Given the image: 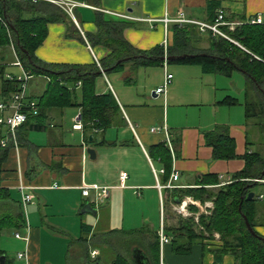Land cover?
Instances as JSON below:
<instances>
[{
	"label": "crops",
	"instance_id": "0c3cea01",
	"mask_svg": "<svg viewBox=\"0 0 264 264\" xmlns=\"http://www.w3.org/2000/svg\"><path fill=\"white\" fill-rule=\"evenodd\" d=\"M72 1L78 6L72 16L67 15L73 23L71 32L80 38L67 37L65 24H47V35L34 53L41 62L92 66L97 60L100 64L110 52L92 46L86 38L97 33L98 13L105 20L131 25L123 37L135 49L149 52L162 47L164 56L156 64L128 62L121 72L102 70L94 83L95 93L110 92L119 108L105 130H74L81 109L54 108L46 111L44 130L22 126L16 132L20 138L16 135V145L8 138L5 147L0 145V151L6 152L0 158V190L15 216L20 212L21 221L19 228L1 233L4 264H113L119 257L135 264L133 255L138 253L153 264L148 241L158 237L160 227L170 243L160 249L158 241V264H240L234 255L237 249L225 247L217 238L174 242L172 233L190 214L189 206L198 212L202 202L191 197L179 200L173 191L200 187L212 191L233 183L245 169L246 156L264 158V128L245 117L246 78L241 71L228 76L205 74L198 66L169 64L166 48L172 44L174 24L165 25L164 19L183 15L209 24L207 4L213 1L235 28L258 17L264 23V0H99L98 5L91 0ZM196 47L206 50L209 43L204 40ZM0 67L3 79L10 76L19 87L18 78L29 74L13 46L0 49ZM165 74L172 75L171 83L164 95H157ZM30 76L25 93L38 103L50 79ZM78 83L73 89L79 104ZM6 134L0 127V141ZM224 145L223 154L231 157L214 159L213 148ZM88 150L94 151L93 157ZM174 174L178 175L175 188H167ZM205 179L211 183L201 186ZM255 182L252 193L258 200L253 205L252 230L264 240V180ZM84 188L87 196L82 195ZM102 189L107 197L99 198ZM24 195L32 197L31 203H23ZM182 204L184 213L177 211ZM177 246L185 247L178 252Z\"/></svg>",
	"mask_w": 264,
	"mask_h": 264
},
{
	"label": "trees",
	"instance_id": "16d2710c",
	"mask_svg": "<svg viewBox=\"0 0 264 264\" xmlns=\"http://www.w3.org/2000/svg\"><path fill=\"white\" fill-rule=\"evenodd\" d=\"M98 5L99 0H91ZM219 10V4L209 2L207 12L210 15L209 24L214 23ZM0 49L13 46L24 70L30 75H42L50 79L45 94L37 103L38 114L29 115L27 122L32 131L45 129L47 119L46 111L50 109H64L79 107L82 114L83 129L92 128L105 130L118 113V105L113 95L109 92L97 96L94 83L101 71L97 65L69 66L52 65L43 63L35 57V50L43 43L47 35V24L62 23L67 26V37L79 39L77 32H71L73 23L69 16L59 7L46 3L16 0H0ZM95 24L97 33L86 35L92 46H102L110 54L100 61L103 71L121 72L126 63L141 64L151 62L160 63L164 56L162 47H155L149 52H142L132 47L123 37L125 29L131 25L122 22L105 20L101 14H96ZM221 31L231 40L237 42L242 48L230 41L213 36L210 32L201 33L196 25H172V44L166 48L168 57L174 58L169 64L198 66L205 74L216 72L230 75L233 71H241L246 78L247 100L245 103L246 119L257 120L259 126L264 128V23L244 24L233 31L221 27ZM71 32V33H70ZM206 40L209 47L201 50L197 43ZM184 57V58H183ZM4 68L0 67V81L2 84V101L10 98L19 89L16 81L3 79ZM81 85V99L77 103L76 92L73 89L76 83ZM250 93L252 95L250 96ZM18 138H19V134ZM229 139H225L226 142ZM20 141V138H19ZM227 145H230L227 143ZM227 145L213 148L214 159L230 158L231 154H223ZM1 150V149H0ZM5 151H0L3 158ZM245 169L234 177L230 185L220 188L216 193L198 189L175 190L174 196L179 200L191 197L204 203L212 201L214 209L210 217H201L204 229L211 233L218 232L222 236L225 247H234V253L240 264H264V240L256 234L251 235L245 225L244 217L250 227H253V205L258 200L257 196L251 201L247 200L258 183L255 180H264V158L258 154L246 156ZM211 182L205 179L201 186ZM4 191L0 190V237L6 228H19L20 218L15 216L9 199L4 198ZM7 196V194H6ZM5 196V197H6ZM8 202H7V201ZM18 211V208H17ZM191 219L181 220L177 229L173 231L174 242L181 239L196 240L193 235ZM148 241L152 249L153 264H158V237L151 236ZM185 246H177L176 251L181 252ZM4 256L0 250V257ZM97 264V263H95ZM113 264H127L121 257Z\"/></svg>",
	"mask_w": 264,
	"mask_h": 264
},
{
	"label": "built area",
	"instance_id": "2783aa9c",
	"mask_svg": "<svg viewBox=\"0 0 264 264\" xmlns=\"http://www.w3.org/2000/svg\"><path fill=\"white\" fill-rule=\"evenodd\" d=\"M16 1H31L32 3H37V2H46L53 4L57 7H59L61 10H63L66 14L72 16L73 10L78 6V4L72 0H16ZM0 21L3 22L0 18ZM164 24H176L178 26H183L187 24H192L196 25L200 32L205 33V32H210L213 36H219L222 37L231 43L237 45L238 47L242 48L237 42L231 40L228 36H226L222 31L221 27H226L228 30L233 31L235 29V25L227 23L225 21V15L222 10H219L217 13V17L212 24H206V23H199V22H194V21H189L186 20L183 15L176 19H164ZM249 24H262V19L261 18H256L255 20L250 21ZM96 64L99 68V70L102 73V69L100 67V64L97 60ZM31 78L30 74L25 73L24 77L18 78V82L20 83V87L17 92H15L11 97L5 101L0 102V127L6 129L7 131V136L6 138H3L0 141V145L2 147L6 146V140L7 138L12 141L16 145V132L17 130L22 127L28 120L29 115H37L38 114V107L37 103L34 101H31L28 99L26 93H25V87H26V82L28 79ZM7 79L12 81L13 79L10 76H7ZM172 80V75L171 74H165V78L163 81V84L158 87L155 90V93L157 95L165 94L167 87L171 83ZM80 85V83H78ZM83 128V122L81 118V114L79 113L77 117L74 119V125L73 129L74 130H82ZM156 129H151V132H155ZM123 179L126 178V175H122ZM178 180V175L174 174L172 176V183L167 186V188H175L173 183ZM97 189V188H96ZM19 192L23 194L24 187L20 186L19 187ZM89 193L87 188H84L82 191L83 196H87ZM99 198H104L107 197V192L106 190L102 189L100 193L97 194ZM32 197L30 195H24L23 196V203L28 204L31 203ZM178 212L184 213L185 207L184 205H180L177 208ZM158 241H159V246L160 249L170 243V239L164 234V230L162 227H160L158 233ZM16 238L21 239V237L17 234ZM24 240V239H22ZM24 255L19 254L18 257L22 258ZM162 264V263H160Z\"/></svg>",
	"mask_w": 264,
	"mask_h": 264
},
{
	"label": "rangeland",
	"instance_id": "374dc122",
	"mask_svg": "<svg viewBox=\"0 0 264 264\" xmlns=\"http://www.w3.org/2000/svg\"><path fill=\"white\" fill-rule=\"evenodd\" d=\"M217 191L218 190H212V193H216ZM195 209H196L195 207L189 206V210H191L192 213L190 212V214L187 215L188 217H186V219H191L192 223L194 224V226L192 227L193 235L199 238L200 240L216 241L215 239L217 238V240L223 241L221 234H219L218 232L213 231L211 233H208L202 226V223L200 220L201 217H204V219L210 217L214 209L213 202L205 201L204 203L200 205L198 212H195L196 211ZM122 259H124V257Z\"/></svg>",
	"mask_w": 264,
	"mask_h": 264
},
{
	"label": "water",
	"instance_id": "95a60500",
	"mask_svg": "<svg viewBox=\"0 0 264 264\" xmlns=\"http://www.w3.org/2000/svg\"><path fill=\"white\" fill-rule=\"evenodd\" d=\"M166 60H169L170 61V60H174V58L168 57ZM87 153L91 157H93V155H94V151H92V150H88ZM262 176H264V172H262ZM253 197H254V193H249L248 196H247V200H252ZM244 222H245V225H246V228H247L248 232L251 235L254 236L253 230L250 227V225H249V223H248V221H247V219L245 217H244ZM133 258L135 259L134 260L135 261V264H148L147 259L143 255H141L140 253H138L136 255H133ZM4 261H5V257L4 256L0 257V264H4Z\"/></svg>",
	"mask_w": 264,
	"mask_h": 264
}]
</instances>
